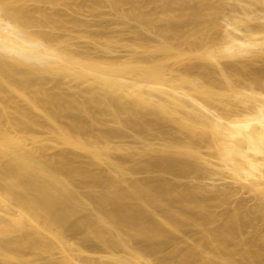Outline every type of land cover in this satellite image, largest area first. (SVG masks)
I'll return each instance as SVG.
<instances>
[{
  "label": "bare ground",
  "instance_id": "6f19581e",
  "mask_svg": "<svg viewBox=\"0 0 264 264\" xmlns=\"http://www.w3.org/2000/svg\"><path fill=\"white\" fill-rule=\"evenodd\" d=\"M0 264H264V0H0Z\"/></svg>",
  "mask_w": 264,
  "mask_h": 264
},
{
  "label": "rangeland",
  "instance_id": "374dc122",
  "mask_svg": "<svg viewBox=\"0 0 264 264\" xmlns=\"http://www.w3.org/2000/svg\"><path fill=\"white\" fill-rule=\"evenodd\" d=\"M180 64H174L175 67H178Z\"/></svg>",
  "mask_w": 264,
  "mask_h": 264
}]
</instances>
